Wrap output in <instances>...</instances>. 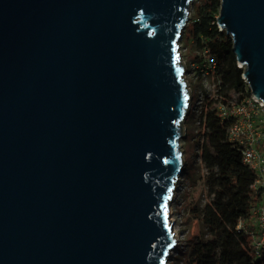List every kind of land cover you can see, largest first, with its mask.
I'll return each instance as SVG.
<instances>
[{
	"label": "water",
	"instance_id": "water-1",
	"mask_svg": "<svg viewBox=\"0 0 264 264\" xmlns=\"http://www.w3.org/2000/svg\"><path fill=\"white\" fill-rule=\"evenodd\" d=\"M194 1L0 0V264L166 263ZM216 25L264 104V0Z\"/></svg>",
	"mask_w": 264,
	"mask_h": 264
},
{
	"label": "trees",
	"instance_id": "trees-1",
	"mask_svg": "<svg viewBox=\"0 0 264 264\" xmlns=\"http://www.w3.org/2000/svg\"><path fill=\"white\" fill-rule=\"evenodd\" d=\"M220 0H202L194 8L193 19L186 31L201 53L207 51L215 62L210 72L219 82L218 100L205 98L198 115L196 137L199 156L207 174L208 200L199 208L191 206L192 218L199 221L203 234L189 247L188 264H264V251L256 256L251 239L238 234L242 223L255 231L251 210L259 204V192L251 187L255 174L242 163L241 147L228 139L233 119H221L220 106L242 101L250 96L232 52V41L216 25ZM238 97L234 101L235 97Z\"/></svg>",
	"mask_w": 264,
	"mask_h": 264
},
{
	"label": "rangeland",
	"instance_id": "rangeland-1",
	"mask_svg": "<svg viewBox=\"0 0 264 264\" xmlns=\"http://www.w3.org/2000/svg\"><path fill=\"white\" fill-rule=\"evenodd\" d=\"M201 2L202 0H195L190 6L189 22L178 42V54L180 63L185 70L184 79L190 93V101L188 115L183 124V138L180 140L183 170L176 180L169 206L175 246L165 264H188L189 247L196 237L203 234L201 223L192 218L191 206L195 204L202 208L208 200L205 183L207 172L200 161L196 131L198 115L204 99L218 100L217 86L219 82L211 73L206 72V66L196 68L198 66L196 58L200 56V53L186 35L193 19L194 8ZM247 90H249L248 87ZM237 99L236 96L234 101Z\"/></svg>",
	"mask_w": 264,
	"mask_h": 264
},
{
	"label": "built area",
	"instance_id": "built-area-1",
	"mask_svg": "<svg viewBox=\"0 0 264 264\" xmlns=\"http://www.w3.org/2000/svg\"><path fill=\"white\" fill-rule=\"evenodd\" d=\"M201 56V64L198 63L196 68L206 66V72L210 73L215 68V62L208 57L207 51H203ZM219 112L221 119L235 120L228 129V139L241 147L243 165L255 174L251 188L260 195L259 204L251 210L255 231L242 223L238 224L237 231L251 239L254 253L259 256L264 251V104L250 94L238 103L220 106Z\"/></svg>",
	"mask_w": 264,
	"mask_h": 264
},
{
	"label": "snow or ice",
	"instance_id": "snow-or-ice-1",
	"mask_svg": "<svg viewBox=\"0 0 264 264\" xmlns=\"http://www.w3.org/2000/svg\"><path fill=\"white\" fill-rule=\"evenodd\" d=\"M185 99H187V98H185Z\"/></svg>",
	"mask_w": 264,
	"mask_h": 264
}]
</instances>
